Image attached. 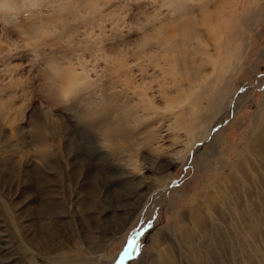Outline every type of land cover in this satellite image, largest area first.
I'll return each instance as SVG.
<instances>
[{
  "label": "rangeland",
  "instance_id": "374dc122",
  "mask_svg": "<svg viewBox=\"0 0 264 264\" xmlns=\"http://www.w3.org/2000/svg\"><path fill=\"white\" fill-rule=\"evenodd\" d=\"M160 3L0 0V233L13 245L0 264L12 255L17 264H264V223L253 240L244 217L264 215L263 159L252 142L264 123V15L214 83L221 101L201 100L195 124L179 132L165 125L182 115L189 91L150 94L149 66L127 75L138 94L121 88L124 75L116 80V62L140 55L145 32L159 25ZM80 53L93 65L83 94L66 88ZM119 104L133 112L128 136L109 139L100 111L114 118ZM243 241L252 262L238 254Z\"/></svg>",
  "mask_w": 264,
  "mask_h": 264
},
{
  "label": "bare ground",
  "instance_id": "6f19581e",
  "mask_svg": "<svg viewBox=\"0 0 264 264\" xmlns=\"http://www.w3.org/2000/svg\"><path fill=\"white\" fill-rule=\"evenodd\" d=\"M160 5L164 7V11L160 10L158 13L152 15V21L158 20L159 25L153 27L152 24V28L149 29H151L150 31H153V33H149L148 31L145 32L147 34V39L145 40L143 49L138 51L140 55H137L132 60L122 58L116 62L115 66L118 68L116 70V80L120 81V78L124 75L125 78L122 77L124 81L121 79V88L129 90L133 94H138L140 92L136 86L129 87L130 84L127 81V75L137 66L141 68L149 66V77H147L149 80L147 82H149V84H146V89H151L150 94L170 92L169 88L172 87L189 91V100L186 104H182L181 106L182 115H175L165 125V127L169 129L174 123L175 127L178 128L180 132L184 127L190 128V126L195 124L198 118L194 115V110L196 108L198 109L201 105V100H205L208 103L207 105L216 106V104L221 101L219 99L223 98L224 95L222 96L221 91V89L223 90V84L220 83L222 85H220V88H217L219 85H214L216 82L224 80V72L230 67L229 64L233 62L232 60L239 59L243 56L241 51L243 44L241 45L240 43L241 38L244 36V33L247 32L245 31L246 28L249 29L251 24L256 21L257 16L259 17L261 14L264 15V0H161ZM198 14L200 15L199 17H197ZM172 29H177L180 31V34L177 36L176 32H171ZM164 30L167 33L166 37L154 35V31L161 33ZM85 32L87 31L85 30ZM93 54L94 57H97L98 53ZM78 58L80 59L78 64H82L80 67L81 71L78 72L70 68L67 78L68 86L66 88L68 91L81 92L83 90L81 92V94H83L87 91L85 87L91 80L89 79V71H91L93 65L87 68L89 65L85 63L83 53H80ZM77 69L79 68L77 67ZM137 70L140 71V69ZM143 70H145V68ZM211 84L213 85L212 87H210ZM211 88H213V90H211ZM145 94L149 93L145 92ZM137 102H139V100ZM143 102L144 104L148 103L147 100H143ZM179 103H182V99L179 100ZM118 109H120V111ZM123 110L124 104H119L115 109V117L111 119L109 118L110 116L107 110L100 111L103 121L102 132L106 138L111 139L117 135L127 139L128 130L125 127L127 123L126 118L133 114V112L131 109V113L129 111L125 113ZM174 113H177V111ZM261 119L264 122V111L261 114ZM164 131H166V129ZM40 134H42L41 126L35 125L34 136L40 138ZM252 142L256 144L254 149L257 145L259 146L258 150L263 159L261 163L264 167V123L263 126L260 125V132L257 133V136ZM237 181L238 180H236V182ZM261 206V208L264 209V204ZM244 217L246 225H248L247 229L250 232V239L254 240V236L257 234L255 232L258 226H260L258 222L261 224L264 223V215H259L257 219H255L252 217V213L247 211ZM201 224L202 221H195L197 227L201 226ZM205 229L204 225H202V231ZM243 230L245 229L243 228ZM3 235L4 234L0 233V251L3 252L6 250L4 252L12 253L13 245L7 242V239L3 237ZM203 236L205 237V235ZM193 241L195 240L189 239L188 242L190 245L186 251L189 256H194V258L199 259L200 256L198 257L195 254V244ZM213 244H209L207 247L208 251L214 249ZM253 251H248V248L247 250L244 248V241L238 246L239 256H247L250 262L253 261L254 255H256ZM16 257L15 255L10 256V264L18 263L15 260ZM202 262H204L203 259ZM171 263L167 261V264Z\"/></svg>",
  "mask_w": 264,
  "mask_h": 264
},
{
  "label": "snow or ice",
  "instance_id": "6c2138e0",
  "mask_svg": "<svg viewBox=\"0 0 264 264\" xmlns=\"http://www.w3.org/2000/svg\"><path fill=\"white\" fill-rule=\"evenodd\" d=\"M135 243V241L133 240V241H129V246H131L132 244H134ZM127 254V252H125V255Z\"/></svg>",
  "mask_w": 264,
  "mask_h": 264
}]
</instances>
